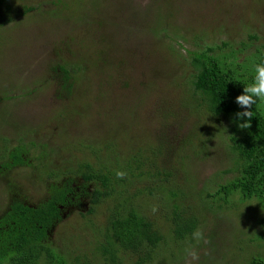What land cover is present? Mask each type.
Returning a JSON list of instances; mask_svg holds the SVG:
<instances>
[{"label":"trees","instance_id":"trees-1","mask_svg":"<svg viewBox=\"0 0 264 264\" xmlns=\"http://www.w3.org/2000/svg\"><path fill=\"white\" fill-rule=\"evenodd\" d=\"M6 1L8 0L0 1L1 9L6 13L2 25L12 23L16 19L14 16L22 17L35 11L33 7L14 10L9 4L3 6L2 3ZM151 19L152 21L147 24L145 21L139 23L136 32L142 35L140 40L137 38L133 40L130 32L123 38L122 34L119 35L111 29L101 32L108 31L111 34L115 33V37L122 38L115 45L113 43L116 41L111 43L110 49L103 40L99 45L96 36L91 39L95 46L93 54H76L73 48L70 49L71 51L56 48L53 53L55 56H49L45 60L49 66L48 71L52 73L50 75L52 79L44 77L42 82H38L36 90L31 89L30 94L28 88L23 85L19 87V92L13 88L10 96L8 93L0 96V113H4L5 116L2 125L12 131L9 137L0 135V147H4V152L1 150L0 153V181L6 177L10 186L9 189L7 188L10 192L8 205L0 214V264H94V258H90L88 254H82L74 259L67 258L53 246L51 237L67 212L76 211L83 218H90L97 214V210L103 204L109 206L102 239L91 240L90 244L95 248V258H100L104 264H123L127 260H134L136 264H155L162 250L165 251L161 261L164 263H167L169 258L177 259V254H186L185 249L194 243L193 232L203 229L207 223V216H202L194 201L190 205V197L192 200L198 198L199 202L208 204L212 210L214 208L219 210L224 208L223 205L214 204L213 201L220 200L227 205L231 197L239 195L240 204L256 202L257 208L264 212L263 102L254 105L252 109H242L236 103V98L244 94V87L254 82L255 66L264 64V43L257 44L260 38L257 35H249V41H242L237 47L230 40L221 44H208L204 35L169 34L171 30H168L167 24L160 26L156 23L157 20L154 21L152 17ZM97 22L101 24L107 22L117 26V21L98 20ZM148 35L164 50L173 51L174 59L165 58L154 63L150 58L151 52L147 50L148 47L143 54L140 49L145 44L141 40ZM169 37L179 49L185 50L192 72L189 76L181 77V74H176L172 78L173 87L184 90V85L188 86V100H183L178 105L182 108L181 116H178L175 108L177 103L171 99L164 100L165 116L162 120L165 122L162 124V129L155 134L156 140L153 141L155 145L152 146L151 142L145 141L142 143L138 134L135 135L132 131L133 123L138 118L139 102L129 104L127 102L129 109L126 106V109L121 108L123 110L121 117L112 118L116 123L115 128L109 130L110 126L106 132L99 135L111 139L109 133L124 137L130 133L129 139L131 141L136 139V142L126 155L123 156L108 140L95 141L90 135L83 139L75 136L84 128L82 124L84 125L92 115L91 99L87 97L88 95H83L87 85L85 89L84 82L81 83L87 78L88 68L102 70L116 63L118 69L124 71L130 60L138 57L149 62L146 69L147 77L153 79L157 72H160L165 81V78L171 76L165 70V66L173 60L178 61L175 48L171 44L170 46L166 44V39ZM79 39L81 43L89 42L87 37L79 36ZM204 41L203 46L200 42ZM186 44L203 47L191 49L186 48ZM131 47L134 49L130 50ZM68 54L71 56L69 61L66 58ZM57 55L60 59L56 60ZM126 74L128 77L129 73ZM52 81L59 86L56 88V92L61 94L59 99L73 102L69 108L73 111L72 125L64 124L67 113L63 105H60L57 114L50 116L58 122L59 139H62L59 147L57 145L50 150L54 156L60 154L57 155L59 167H55L54 164L50 167L48 164L41 166L43 159L49 158L50 153L37 151L38 146L33 141H29L28 146L27 142H24V139L30 137L27 136L28 131L19 126L13 127L6 108L1 107L3 101L11 103L27 98L38 92L41 86H48ZM149 89L154 88L149 87ZM109 94L107 87L102 84L99 90L94 92V101L103 103L112 101L113 97H108ZM190 108L195 109L197 113L192 112ZM121 109L119 108V112ZM187 110L191 114L198 115L197 121L194 128L188 131L186 140L178 139L181 132L179 128H184L187 122L183 116ZM246 110L253 111L250 121L247 117L241 119L237 116V113ZM126 111L130 112L129 119L125 117ZM205 116L213 122L210 126L211 134L217 132L219 137L227 141L229 153L237 162L239 171V176L235 179L219 185L214 194H207L209 197L207 200L202 197V191L195 193L192 185L190 190H187L188 182L192 180L191 166L190 162H186L187 157L181 154L182 148H189L192 152L195 144L192 140L195 137L190 139L191 133L198 136L204 126H207ZM168 118L172 120L166 122ZM217 121L223 125L216 126ZM249 122L250 128L239 127L241 123ZM171 127L177 130L175 136L170 135L173 131L166 134V129ZM114 134L112 135L115 136ZM199 139L200 143L196 147L195 154H191L202 159L201 156L205 158V155H209L211 139L208 140L207 136H201ZM202 140H206L208 145L203 147ZM46 145L42 146L45 148ZM32 151L38 152L36 156L38 166L30 163L29 154ZM174 160L173 167L168 168L167 166ZM24 167L30 172L27 169L22 171ZM15 170L18 172L16 174H23L26 177V180L32 184L33 190L42 184L45 192L43 198L36 203L20 198L19 196L23 195L22 187L24 189L27 187L16 181ZM117 171L126 172V177L118 179ZM45 176L47 179H44ZM180 178H182L181 184L177 183ZM145 184L147 186L142 189L141 186ZM133 186L135 190L131 191ZM152 201L150 205L149 202ZM154 206L158 208L155 213L152 211ZM231 206L236 208L235 205ZM256 223L260 227V232L252 241L264 243V215L259 217ZM91 252L93 253V250ZM251 264H264V260L254 258Z\"/></svg>","mask_w":264,"mask_h":264},{"label":"rangeland","instance_id":"rangeland-1","mask_svg":"<svg viewBox=\"0 0 264 264\" xmlns=\"http://www.w3.org/2000/svg\"><path fill=\"white\" fill-rule=\"evenodd\" d=\"M2 4L3 6L9 4L14 10L22 7H33L35 11L22 17L14 16V19H16L12 23L1 24L0 26L1 97L6 93L10 96L13 88L19 92V87L23 85L28 88L30 94L31 89L35 88L36 90L38 82H42L44 77L52 79L50 76L52 73L48 71L49 66L45 63V60L49 56H55L53 53L56 48H65L69 51L73 48L76 54H93L95 49L91 41L94 38L93 36L98 38L99 45L103 40L108 49L111 48V43L116 41L113 43L115 45L129 32L132 33L133 40L135 38L140 40L142 35L136 32L139 23L145 21V24H147L152 21L151 17L154 21L157 20L156 23L160 26L167 24L168 30H171L169 34L204 35L208 44H221L230 40L237 47L238 43L249 41V35H257L260 38L257 44L264 43V0H8ZM98 20L117 21L118 23L116 22L117 26H114L107 22L101 24L97 22ZM111 29L123 36H116V38L115 33L101 32ZM150 33L152 34V31ZM89 34L92 36L90 37ZM79 36L81 38L87 37L90 43H81ZM152 39L148 35L141 40L142 43L147 45L142 46L140 49L143 54L146 53V47H148L147 50L151 52L150 58L154 63L159 60L163 61L165 58L174 59L173 51L164 50L161 45L155 44ZM170 39V37L166 39V44L167 46L171 44L175 48L178 61L173 60L172 63L165 66V70L171 75L167 79L165 78V81L160 72H157L153 79L147 77L146 69H148L149 62L138 57H135V60H130L124 71L119 70L116 63H113L114 66L110 65L102 70L88 68L87 78L83 79L81 83L84 82L85 89L87 85L83 95H88L87 97L91 99L89 100L92 102L90 110L92 115L84 122V125L82 124L84 128L77 132L75 136L83 139L90 135L91 139L95 141L108 140L115 146L117 151H120L123 156L126 155V152L136 142V139L132 141L129 139L130 133L126 137L109 133L111 139L104 137L105 135L100 137L99 135L106 132L110 126L109 130L115 128L116 123L112 118L121 117L123 112L121 108L126 109L127 107L129 109L127 102L128 104L139 102L138 118L133 123L132 131L135 135L138 134L142 143L145 141L146 143L151 142L152 146L155 145V134L162 129V124L165 122V120H162L165 116L164 100L171 99L177 103L175 108L178 111V116L182 115V108L178 105L183 100H188V86L184 85V90L173 87L172 78L176 74H181V77L183 75L189 76L192 72L185 50L179 49L175 42ZM200 43L203 46L205 45V41ZM80 45L81 47H79ZM203 46L186 44L185 47L197 49ZM136 48L138 50L139 45ZM133 49L134 47L130 48V50ZM130 50L127 51L131 52ZM66 58L69 61L71 56L68 54ZM55 59H60L59 55ZM126 73H129L128 77H126ZM102 84L109 90L108 97H113L112 101H106L105 103L94 101V92L99 90ZM57 87H59L58 84L52 81L48 86H41L38 92L27 98L11 103L10 101H3L1 104V107L6 108L8 117L13 122L12 126H19L28 131L27 136L30 137L24 139V142H27L29 146L28 142L33 141L38 146L37 151L42 150L48 154L50 153L49 158L43 159L41 166L48 164L50 167L54 164L55 167H59L57 155L60 156V154L57 153L54 156L50 150L51 147L57 145L59 147L62 139H59L58 122L50 117L51 114H57L56 111H59L60 105H63L67 113V120L64 124L70 126L73 123V111L69 109L73 102L71 100L65 102L60 100L59 96L61 94L56 92ZM149 87L154 89L151 90ZM75 104L77 103L75 102ZM119 108L121 109L120 112ZM191 111L197 113L195 109H191ZM129 113V111L125 112V117L128 119ZM186 114L183 116L187 119V122L184 128H179L181 132L178 139L186 140L188 131L194 128L197 121L198 115L191 114L188 110ZM207 117L205 116L207 126H204L198 136L191 133L190 139L195 137L192 140L195 143L192 152L189 148L181 149V154L187 157L186 162H190L191 166L190 178L192 180L189 181L190 183L188 182L187 190L189 191L190 185H192L195 193L202 191L201 194L203 193L202 197L205 200L209 198L207 194H214L219 185L239 176L237 162L233 160L229 153L227 141L223 137H219L217 132L211 134L210 126L213 122L209 121ZM171 120L172 118H168L166 122ZM211 120L213 121V119ZM4 121L5 116L1 112L0 135L9 137V133H12V131L1 124ZM215 124L216 126L223 125L218 121ZM171 131H173L170 134L171 136L177 134V130H173V127L166 129V134L168 135ZM201 136H207L208 140L211 139L209 155H205V158L201 156L202 159L192 156L197 150L196 147L200 143L199 138ZM206 140L201 142L203 147L208 145ZM43 144H47L45 148L42 146ZM2 152H4V149ZM2 152L0 151V153ZM29 155L30 163L38 166L36 161L38 152L32 151ZM174 164L175 160L167 167L171 168ZM26 169L24 167L22 171ZM27 170L30 172L29 169ZM14 173L16 181L27 187V189L22 187L21 192L23 195L19 196L20 198L23 197V200L34 203L43 198L45 192L42 184L33 190L32 184L26 180L23 174H16L18 173L16 170ZM5 179L0 181V214L3 213V209L6 208L9 202L10 192L4 184ZM44 179H47V176ZM181 182L182 178L177 180V183L181 184ZM146 186L145 184L141 187L144 189ZM134 190L135 187L133 186L131 191ZM190 199V205L194 201L202 212V216H207V223L202 230L205 238L210 241L207 244L202 241L197 244L194 240V243L187 247L194 248L199 254V260L193 262V264H251V260L254 258L264 260V243L252 241L260 232L256 220L264 215V212L257 208L258 203L240 204L239 195H234L227 205L222 201L220 202V200L213 201L214 204L219 203L224 208L219 210L214 208L212 210L208 204L199 202L198 198L192 200V197H190ZM209 201L211 202V200ZM152 203L153 201L149 202L150 205ZM231 205H235L236 208ZM108 206V204L101 205L97 210V214L90 216V218H83L76 211L67 212L63 221L52 234L53 246L69 259L88 254L90 258H94V264H104L103 260L95 258V248L91 246L90 241L102 239L101 235L104 230L103 227L106 225ZM85 236L87 238H84ZM177 255V259L169 258L167 263H164L161 261L165 256V251L162 250L158 262L155 264H185L186 254ZM123 264L136 263L134 260H127Z\"/></svg>","mask_w":264,"mask_h":264},{"label":"clouds","instance_id":"clouds-1","mask_svg":"<svg viewBox=\"0 0 264 264\" xmlns=\"http://www.w3.org/2000/svg\"><path fill=\"white\" fill-rule=\"evenodd\" d=\"M255 77L254 82L248 86L244 87V94L239 95L236 98V103L242 109H252L254 105H257L259 102H264V64H257L255 66ZM237 116L241 119L247 117L250 121L253 117V111H242L237 113ZM240 128H250L251 123H241L239 125ZM127 173L124 171H117L116 177L118 179H124ZM153 213L158 211L157 207H153ZM192 239L199 244L201 241L205 244L209 243L205 236L202 229H197L192 234ZM185 264H193V262L199 260V254L194 248H186L185 249Z\"/></svg>","mask_w":264,"mask_h":264},{"label":"flooded vegetation","instance_id":"flooded-vegetation-1","mask_svg":"<svg viewBox=\"0 0 264 264\" xmlns=\"http://www.w3.org/2000/svg\"><path fill=\"white\" fill-rule=\"evenodd\" d=\"M5 18H6V15H5V13L3 12V10L1 9V6H0V24L2 23V21H3ZM1 124H2V123H1ZM3 149H4V147H2V149H0V151L3 150ZM9 176H10V175H9ZM5 178H6V177H5ZM4 184L6 185V188L10 187V186H8V185H9V180H8V179H5Z\"/></svg>","mask_w":264,"mask_h":264}]
</instances>
